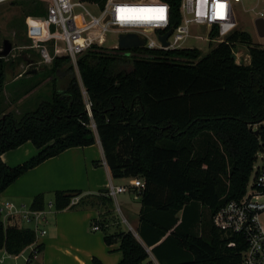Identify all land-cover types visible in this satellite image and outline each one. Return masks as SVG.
Returning a JSON list of instances; mask_svg holds the SVG:
<instances>
[{
	"label": "trees",
	"instance_id": "1",
	"mask_svg": "<svg viewBox=\"0 0 264 264\" xmlns=\"http://www.w3.org/2000/svg\"><path fill=\"white\" fill-rule=\"evenodd\" d=\"M171 3L175 26L180 0ZM227 41L206 54L196 47L93 45L77 59L82 85L70 57H56L42 72L53 76L51 99L19 119L12 112L0 118V202L3 191L28 170L99 139L113 178L145 181L144 188L132 186L142 197L138 232L160 264H242L245 235L220 229L214 217L226 203L244 196L257 154L264 150V47L240 30ZM237 42L248 44L249 64L236 61ZM7 65L1 56L0 113ZM35 68L29 71H36L37 86L43 76ZM63 70L65 75H59ZM92 119L97 134L89 127ZM27 141L37 154L16 166L3 161L5 151ZM82 193L55 191V208L86 203L85 198L72 203ZM45 198L35 196L31 209H45ZM107 200L112 204L110 197L103 203ZM116 239L123 252L119 264H142L150 256L131 230L105 235L109 244ZM35 242L32 228L22 227L18 216L4 222L0 210V249L17 255ZM43 248L38 245L36 251ZM93 262L103 264L96 257Z\"/></svg>",
	"mask_w": 264,
	"mask_h": 264
},
{
	"label": "built area",
	"instance_id": "2",
	"mask_svg": "<svg viewBox=\"0 0 264 264\" xmlns=\"http://www.w3.org/2000/svg\"><path fill=\"white\" fill-rule=\"evenodd\" d=\"M5 1L8 0H0V3ZM248 1L180 0L179 22L172 26L171 0H50L46 22L54 30L56 39L63 44L56 48V55L69 56L77 66L78 57L93 45L104 46L109 39L115 37L117 43L111 45V48H119L121 34H137L144 42L142 46L148 49L186 48L185 42L189 38L218 44L225 42L239 24L237 4L242 3V8L254 16L255 25L258 18H264V8L257 9L264 0H252V3ZM255 1L256 5L253 4ZM160 8H164L163 13L159 11ZM161 15L163 19H159ZM168 30L171 33L166 38L168 45L165 46L161 36ZM235 47L233 53L240 63L242 51ZM39 52L40 64L52 63L53 57L46 46ZM34 64L35 62H29V65ZM82 91L87 112L92 117V102L84 87ZM89 127L97 134L93 119ZM257 160L244 196L226 203L214 217L215 224L220 229L245 235L247 247L242 253V264H264V227L259 219L260 213L264 212V150L258 152ZM132 186L144 188L145 181L135 177L132 179ZM106 189L107 195L116 198L127 187L110 181ZM75 202L76 198H73L72 203ZM0 210L10 216H18L20 223L23 220L30 224L36 233V241L39 235L46 232L39 224L45 220L46 209L19 208L13 202H6L0 206ZM99 228V225H93L94 230ZM27 260H30V256Z\"/></svg>",
	"mask_w": 264,
	"mask_h": 264
},
{
	"label": "crops",
	"instance_id": "3",
	"mask_svg": "<svg viewBox=\"0 0 264 264\" xmlns=\"http://www.w3.org/2000/svg\"><path fill=\"white\" fill-rule=\"evenodd\" d=\"M35 72L29 71V74L32 76ZM37 153L38 148L31 141H27L15 149L5 151L1 158L9 166H16ZM132 179L133 177H112L100 141L88 146L68 148L28 170L3 191L0 206L6 202H13L19 208H31L34 197L41 193L45 194L47 213L45 220L39 224L46 232L39 235L37 241L20 254L14 255L0 249V264H17L21 258L23 264H94L95 257L103 264H119L123 258L120 240L116 239L109 244L105 241V235L128 230H131L150 252L151 247L145 244L138 232L142 197L132 187ZM124 180L130 182L122 183ZM110 181L126 186L127 190L119 193L116 198L107 195L102 190L106 189ZM67 189H78L83 192L75 197L77 202L73 204H77L82 198H85L86 203L56 209L54 192ZM121 194L129 196H125L120 202ZM89 196L95 197V204L89 202ZM108 197L113 199L115 209L124 216L128 228L122 225L116 210L109 205V199L103 203ZM48 200L53 202L47 204ZM50 203L52 206H49ZM9 216V213L2 212L4 222ZM178 216H182V211ZM20 224L22 227L32 228L23 220ZM94 224L100 228L94 230ZM41 244L44 246L43 250L34 253ZM32 253L34 258L28 261L27 258ZM142 264L160 263L150 252V256Z\"/></svg>",
	"mask_w": 264,
	"mask_h": 264
},
{
	"label": "rangeland",
	"instance_id": "4",
	"mask_svg": "<svg viewBox=\"0 0 264 264\" xmlns=\"http://www.w3.org/2000/svg\"><path fill=\"white\" fill-rule=\"evenodd\" d=\"M49 2L50 0H8L0 3V53L4 49L5 40H9L12 44L10 54L8 56H2L5 58L8 65L0 118L1 116L12 112L15 117L19 119L25 113L36 109L43 101L50 100L52 97L51 83L53 76H43L42 72L43 70L44 73L46 70H50L54 59L58 56L64 55H56V48L62 47L63 44L56 39L54 30L46 22V11ZM248 2L252 3L253 1L249 0ZM34 3L37 4L34 5ZM253 4L256 5V1ZM242 6V3L237 4L239 24L236 30L248 32L252 37L253 44H258L264 47V36L259 34L254 22V16L245 11ZM263 8L264 1L257 6V9L259 10ZM80 17L82 18L83 15H80ZM116 43L117 38L114 37L113 39H109L104 47L111 48V45ZM217 44L218 43L214 41L206 42L193 38H189L185 42L186 47L199 48L203 54H206ZM43 46H46L50 51L53 57L52 63L40 64L41 55L39 50ZM238 48L242 51V55H240V63L249 64L251 57L248 50V44L238 42L235 49ZM238 60L239 59L236 58L237 62ZM30 61L35 62V64L29 65ZM70 62L74 64L72 60H70ZM74 66V71L82 85L78 67L75 64ZM33 67H36L35 69L40 71L39 75L43 76V79L46 77L44 80L42 79L41 83L37 86H34L35 80L29 74V70ZM127 67L130 68V65H127ZM59 75L64 76L65 71L63 70ZM40 78L41 77H39V79ZM257 162H259V160H257ZM127 182H130V180L122 181V183ZM125 196L129 195H119L120 202ZM89 197V202H94L96 200L95 197ZM49 202L53 201L48 200L47 204ZM109 205H112L114 209L116 208L113 199L112 204L109 202ZM116 213L118 214L122 225L125 228H128V223L124 220L125 218L122 213L118 210H116ZM259 219L264 227V212L260 215ZM23 263L24 261L22 258L17 262V264Z\"/></svg>",
	"mask_w": 264,
	"mask_h": 264
},
{
	"label": "water",
	"instance_id": "5",
	"mask_svg": "<svg viewBox=\"0 0 264 264\" xmlns=\"http://www.w3.org/2000/svg\"><path fill=\"white\" fill-rule=\"evenodd\" d=\"M256 27L261 36H264V18H258L256 20ZM171 33V30H168L161 39L163 44L166 46L168 42L166 38ZM143 40L140 39L135 33L121 34L119 40V48L121 49H129L133 47H140L143 45ZM12 50V44L9 40L4 41V49L1 51L0 56H8ZM258 133V130L255 131Z\"/></svg>",
	"mask_w": 264,
	"mask_h": 264
},
{
	"label": "snow or ice",
	"instance_id": "6",
	"mask_svg": "<svg viewBox=\"0 0 264 264\" xmlns=\"http://www.w3.org/2000/svg\"><path fill=\"white\" fill-rule=\"evenodd\" d=\"M159 11H160L161 13H163V12H164V8H160ZM163 18H164V17H163L162 15L159 17V19H163Z\"/></svg>",
	"mask_w": 264,
	"mask_h": 264
}]
</instances>
